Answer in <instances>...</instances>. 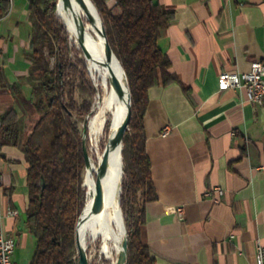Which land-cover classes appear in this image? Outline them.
I'll list each match as a JSON object with an SVG mask.
<instances>
[{
    "label": "crops",
    "instance_id": "obj_1",
    "mask_svg": "<svg viewBox=\"0 0 264 264\" xmlns=\"http://www.w3.org/2000/svg\"><path fill=\"white\" fill-rule=\"evenodd\" d=\"M154 1L173 12L158 47L180 84L148 91L143 127L155 199L144 207L140 240L155 264H255L256 247H264V174L256 170L264 162V102L255 107L244 89L219 92L218 75L264 64V0ZM106 3L118 12L114 0ZM28 15L27 0L6 12L0 0V118L13 110L20 135L18 145L0 140V226L16 238L15 264H30L35 246L22 218L21 145L38 119ZM8 208L19 217L7 218Z\"/></svg>",
    "mask_w": 264,
    "mask_h": 264
},
{
    "label": "trees",
    "instance_id": "obj_2",
    "mask_svg": "<svg viewBox=\"0 0 264 264\" xmlns=\"http://www.w3.org/2000/svg\"><path fill=\"white\" fill-rule=\"evenodd\" d=\"M1 1L6 12L7 1ZM90 1L101 18L107 43L126 74L131 94L121 138L123 177L113 195L128 235L127 251L121 262L155 264L149 248L140 240L144 207L155 199L150 161L145 151L143 117L150 88L180 84L170 72L171 62L158 47L160 31L169 26L173 12L154 0H114L116 13L105 0ZM27 2L30 45L26 56L38 71V83L33 88L38 119L21 145L28 164L25 223L35 239L30 264H78V259L73 258L75 227L88 192L81 177L86 160L78 123L92 115L105 93L102 84L99 90L94 87L79 41L57 13L58 0ZM81 19L84 25L94 24L87 14ZM47 58H53L52 66ZM78 90L98 98L94 108L89 102L76 105ZM17 121L13 110L0 118V140L19 144ZM111 127L112 123L110 133ZM106 143L107 136L98 147L99 155ZM86 147L89 158L94 157L88 140ZM91 162L96 164L97 160ZM86 236L81 239L82 243ZM101 244L100 235L86 239L89 264H113L112 260L98 255ZM92 253L95 255L90 259Z\"/></svg>",
    "mask_w": 264,
    "mask_h": 264
},
{
    "label": "bare ground",
    "instance_id": "obj_3",
    "mask_svg": "<svg viewBox=\"0 0 264 264\" xmlns=\"http://www.w3.org/2000/svg\"><path fill=\"white\" fill-rule=\"evenodd\" d=\"M58 1V15L60 14L59 16L65 21L71 33L85 47L88 52L87 54L98 62L99 58L107 60L113 70V75L108 74L109 82L107 83L105 95L101 99L100 105L88 118L87 130L92 134H98L103 130L107 122L106 115L114 109L110 147L105 146L96 164L89 161L87 163V170L92 177L91 194L95 195L96 198L88 207L86 216L80 224L79 238L81 240L85 237L88 229L97 224H101L109 230H113L112 220H114L118 223L122 242L123 228L120 224L119 204L113 196L116 191L113 189V184L118 175L119 166L121 165L120 137L123 120L122 113L125 106L124 79L117 62L114 60L107 46L103 42H100L99 39L91 38L87 29L82 24L79 15L81 4L76 0ZM84 4L88 7L89 11L92 9L88 2L84 1ZM71 16H73V18ZM100 191H104V194L101 196L98 195ZM85 240L86 239H84V241Z\"/></svg>",
    "mask_w": 264,
    "mask_h": 264
},
{
    "label": "rangeland",
    "instance_id": "obj_4",
    "mask_svg": "<svg viewBox=\"0 0 264 264\" xmlns=\"http://www.w3.org/2000/svg\"><path fill=\"white\" fill-rule=\"evenodd\" d=\"M15 1V0H14ZM79 4H81L80 6V18H82L84 16V14H87L89 16L90 11L88 9V7L84 6V1L83 0H76ZM59 2V1H58ZM82 22V19H81ZM83 24V23H82ZM84 25V24H83ZM84 27L87 29L89 35L91 36V38H97L98 39V28L97 25L95 24H85ZM76 38V37H75ZM83 58H85L87 66L89 67V75L90 78L92 79V81L94 82V87L96 88V90H99L100 85L102 84V90L105 93L106 90V86L107 83L109 82V76L108 73L106 72V70L101 66V64L98 61L93 60L88 54H85L83 52V54H81ZM47 60L50 62V66L53 65V58H47ZM75 100H76V105H84L85 102H89L90 105H92L91 107L94 108V106L97 104L98 98L96 99V97H90L86 92L82 91V90H78L76 95H75ZM92 108V110H93ZM96 108H94L95 110ZM93 110V111H94ZM113 111L114 109L108 113L106 115V120L107 122L105 123V126L107 125L104 134H103V130L105 128H103V130H101L98 134H92L91 132H89L87 130V134H88V142L89 145L92 149V152L94 153V157L89 158V162H91V160H97L99 156L98 153V147L100 146L101 142L105 141L106 136L108 137V133H109V124L112 123V117H113ZM127 117V116H126ZM126 117L124 118V120H122V125H121V137L120 140L122 138V134H123V130L125 128L126 125ZM82 126H83V120L79 121L78 123V127L80 130H82ZM103 134V136H102ZM121 150H122V144H121ZM92 163V162H91ZM120 163H122V159H121V151H120ZM95 164V163H94ZM123 169V166H122ZM82 182L83 185L87 187V201L91 198L92 194H91V187H92V177L90 176L88 170H87V164L86 167L83 169L82 171ZM112 227L113 230H109L108 228L102 226L101 224H97L95 226H93L92 228L88 229L87 231V236L86 239L88 237H95L96 235H100L102 238V244L99 248L98 251V255H102L105 258H108L110 260H112L113 264H122L121 261H118V257L120 256V252H121V236H120V230L118 227V223L114 220H112ZM94 253H92L90 255V259H92L94 257ZM74 259H78V254L75 248V254L73 256ZM23 264H29L28 262H24Z\"/></svg>",
    "mask_w": 264,
    "mask_h": 264
},
{
    "label": "built area",
    "instance_id": "obj_5",
    "mask_svg": "<svg viewBox=\"0 0 264 264\" xmlns=\"http://www.w3.org/2000/svg\"><path fill=\"white\" fill-rule=\"evenodd\" d=\"M11 11L13 0H6ZM106 2L109 0H105ZM229 89H244L248 101L255 107H259L264 102V64L261 61L252 62L250 69L244 73L222 72L218 75L219 92ZM1 125V123H0ZM168 129L163 130L162 136H166ZM257 171L264 174V162L256 168ZM218 195H223L220 188L214 189ZM210 196V192L207 193ZM181 212V209H179ZM5 216L7 218H18L19 214L16 210L8 208ZM16 248V238L12 234L6 233L4 228L0 226V264H15L13 254ZM255 264H264V247L258 245L255 253Z\"/></svg>",
    "mask_w": 264,
    "mask_h": 264
},
{
    "label": "water",
    "instance_id": "obj_6",
    "mask_svg": "<svg viewBox=\"0 0 264 264\" xmlns=\"http://www.w3.org/2000/svg\"><path fill=\"white\" fill-rule=\"evenodd\" d=\"M84 1L88 2L91 5L92 9L90 10L89 18L98 27V39L100 40V42H103L107 46L108 50L113 55L114 60L117 62L118 66L122 72V76L124 79V94H125V106H124L123 113H122V117L124 120V118L128 115L130 105H131V94H130L126 74H125L123 68L121 67L118 59L116 58V56L114 55L113 51L111 50L110 46L107 43L106 35H105V29H104L103 23L101 21V18L99 16L95 6L93 5V3L90 0H84ZM71 17L73 18V16H71ZM79 45L83 49L84 53L87 54L88 53L87 50L85 49V47L82 45V43L80 41H79ZM99 62L101 64V66L106 70V72L109 75H113L112 67L107 60L99 58ZM88 117L89 116H87L84 119L83 126H82V149L84 152L86 164L88 163V160H89V156L87 154V147H86V140L88 138V134H87ZM110 143H111V133L109 132L108 137H107L106 147H110ZM122 177H123V169H122V163H121V165L119 166V169H118V175H117L116 180L113 184L114 191L116 190V188L120 184ZM103 194H104V191H100L98 193V195H100V196ZM95 198H96V196L92 195L91 198L85 203V205H84V207H83V209H82V211L78 217L77 223H76V227H75V248H76V251L78 254V264H89V258H88L87 250L85 247L86 240L83 243L81 242V240L79 238V227H80V224L83 221L84 217L86 216L88 207L92 204V202ZM118 209H119V213H120V224L123 228V238H122V242H121V252H120V256L118 257L117 262L122 261V258L124 257V255L127 251V237H128L127 231L125 228V224H124L123 215H122V212H121L119 205H118ZM22 218L24 219V221H26V214H23Z\"/></svg>",
    "mask_w": 264,
    "mask_h": 264
}]
</instances>
